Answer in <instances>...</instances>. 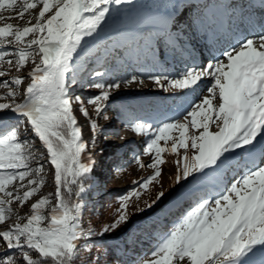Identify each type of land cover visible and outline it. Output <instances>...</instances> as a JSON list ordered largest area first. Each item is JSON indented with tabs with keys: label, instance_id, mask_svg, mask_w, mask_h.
I'll return each mask as SVG.
<instances>
[{
	"label": "snow or ice",
	"instance_id": "obj_1",
	"mask_svg": "<svg viewBox=\"0 0 264 264\" xmlns=\"http://www.w3.org/2000/svg\"><path fill=\"white\" fill-rule=\"evenodd\" d=\"M114 5L134 6L133 0H0V21L6 19L4 11L19 19L26 13L35 19L23 26H0V46H13L11 51L0 50V77L13 68L19 72L29 61L34 65L26 77L0 81V87L7 89L0 95L7 101L0 102V225L12 217L14 202L22 207L46 183L44 164L33 167V160L46 155L54 179V193L40 196L31 203L30 215H17L14 224L0 231L6 248L19 253L0 255V264H77L80 240L93 235L92 228L82 227L81 219L85 181L95 160L90 153L85 155L88 142L74 105L88 118L92 133L100 131V125L85 101L71 94L70 85L80 82L81 53L89 47V39L99 35L112 14L125 10ZM167 35L174 44L172 34ZM92 75L101 79L86 86L99 91L87 98V104L105 120L109 119L106 102L122 83H144L138 76L108 82L104 77L109 73ZM25 78L30 82L18 101ZM150 79L164 91L179 90L183 96L198 98L181 119L158 127L131 125L132 131L148 137L144 151L151 156L147 165L139 157L136 163L154 171L134 182L137 189L118 198L117 216L101 234L129 222L131 198H139L158 181L166 163L164 153H172L176 184L189 178L196 184H219L228 171H243L215 195L201 197L143 264H264V36L238 40L220 58L187 67L177 76ZM205 79L210 80L207 94L201 91ZM21 125L40 141L44 152L39 157L34 142L21 139ZM237 150L244 153L241 160L235 159ZM165 196L159 191L137 211L152 209Z\"/></svg>",
	"mask_w": 264,
	"mask_h": 264
},
{
	"label": "rangeland",
	"instance_id": "obj_2",
	"mask_svg": "<svg viewBox=\"0 0 264 264\" xmlns=\"http://www.w3.org/2000/svg\"><path fill=\"white\" fill-rule=\"evenodd\" d=\"M181 0H133V7L127 6H113V7H122L125 10L114 13L110 16V18L106 21V23L102 26V31H100L99 35L95 38L89 39V44H94L99 42V40L109 31H111V36L122 40V45L124 52L120 51L122 54V61L118 63V68L116 72L123 73V78L121 81L130 79L132 76H138L143 79L144 83H133L131 86H125L123 83L121 84V88L115 92H113L110 100L107 103V114L109 116L108 120L103 119V117H97L95 115L94 106L87 104V98L89 96L95 95L98 93L99 90L97 89H90L86 85L92 82V79L89 77L87 82L77 83L74 85H70L71 94L73 96H80L84 101L86 107L89 109V114L91 118L97 119L98 124L100 125V131L97 133H92L89 130L90 124L87 117H85L80 111L77 105H74L75 114L77 116L78 124L82 127L83 139L88 142V149L85 153L87 155L90 153L95 160V170L96 177H94L95 182H92L91 185L87 186V191H85V198L87 204L94 201H101L105 198H109L114 191L118 189H129L126 191L125 194L129 193L130 191L137 189V186L130 187L134 184V182L141 180L142 178H146L150 176L154 169L150 167H140L136 163V157H139L141 162L145 165L149 164L151 161V156L145 154V148L147 144L148 137L143 136L140 134L135 133L131 130V125L135 122H143L153 125V127L161 126L165 122H170L176 119H181L182 115L185 113V109L189 107V103L192 101L197 100V96H183L180 94L179 90H172V91H164L156 86L154 81L150 79L151 76L155 75H164V76H177L179 73L183 72L185 68L192 67L194 65H190L188 62H184L186 67H179L178 65L174 66L173 69L167 68L168 70H163L164 66L163 61L161 64L153 60V55L151 52L158 53L160 49V42L154 38L155 34L152 32L150 28V24L157 23L159 21H163L166 18L170 17L174 13L177 12V8L186 7L184 2H180ZM181 4H180V3ZM179 3V5H178ZM33 11V10H30ZM184 12V11H183ZM182 12V13H183ZM181 13V14H182ZM6 19L0 21V26H3L4 23H12L14 25H21L23 26L26 21L31 19L32 23H35V19L31 18L29 14H25L23 19H19L14 12L4 11L2 13ZM200 15L192 16L189 22H186L184 26L192 25V22ZM8 17H11L10 19ZM203 21L197 23L200 26ZM206 25V24H205ZM240 27H245L248 29L250 26H246V24H239ZM205 28L203 31H205ZM191 29V27H187V30ZM198 29L195 28L193 30L192 35H200V32L197 31ZM229 31V32H228ZM232 31V32H231ZM203 33V32H202ZM242 32L238 31L237 33L232 30L228 29L227 34L231 36L233 39L235 36L240 35ZM251 34L248 32L246 35L243 36V39ZM264 34L262 33V35ZM31 38V37H27ZM229 38L227 41H230ZM198 39V38H197ZM231 39V40H232ZM241 39V40H243ZM128 40L133 45H127ZM132 40V41H131ZM197 41H201L200 38ZM191 42V41H189ZM198 43V42H197ZM146 45V49L143 51L140 46ZM232 45V46H230ZM237 44L230 42L229 45L217 48L211 54L205 55H196L195 57L200 59V63L196 64L199 66H203L208 61H211L215 58H220V53L230 47H236ZM13 46L5 45L0 46V50H12ZM127 48V49H126ZM162 51V50H161ZM160 51V53H161ZM161 59H164V62L169 61L170 57H175V54L166 48V53L162 56ZM7 59V58H6ZM39 58L37 57V60ZM195 60V58H191ZM84 67V63H82ZM101 63L99 66H102ZM8 65L6 63L3 64V68H7ZM34 65L29 61V63L21 69L19 72L13 68L10 72L6 74L5 77H0V81L4 79H10L11 77L19 76H27V73L31 70ZM126 73V74H125ZM80 77V75H79ZM78 77V80H79ZM30 82V78H25L24 83L20 86L19 90L21 95L17 97L18 101L23 100V89L27 86ZM210 84L209 79H205L203 84L201 85V91L204 94H207L206 89ZM6 88L0 87V95L6 92ZM122 99L126 102H129V105L132 106V112L128 114H124L126 121L120 122L117 116H115L114 111L110 109L112 103L116 100ZM0 102H7L6 100H0ZM212 130H216L214 127ZM21 132V139H31L34 142V151L37 153H43L44 149L40 145V141L33 137L31 131H27L26 128L21 125L20 126ZM109 133L115 134V141L116 144L123 143L127 146V149L133 148L137 154L130 153L126 151L125 159L129 160V164L123 163V167L117 168L114 166V160L111 161L109 165L106 166H98V160L96 158V154L98 153V149L105 145L108 142L107 135ZM173 135H178V133H173ZM114 139V138H113ZM94 141V143H93ZM163 144V141H161ZM171 143V142H169ZM181 154L183 153V149L180 150ZM124 155V154H121ZM244 153L240 152V150L236 151L235 159L241 160V157ZM39 157V154H37ZM46 156V155H45ZM166 163L161 165L162 173L161 176L158 178V181H154L152 184L149 185L148 190L143 191V193L139 196V198L133 196L129 202L128 206V214L130 216V220L128 223L122 225L120 228L113 230L108 233H103L102 229L106 224L111 223L117 216V209L120 208V203L118 198H114L110 201L107 205H104L102 210V215L99 220L96 218L92 222L90 221V215L85 214L82 227L87 231L88 228L93 229V233H95L96 238H103L108 239L111 236L119 235L126 230L128 231L131 228L132 220L135 217L140 216L142 213H149L151 210H147L144 212L137 211L138 208H143L146 202H150L151 200L155 199L156 194L159 191H165L166 196L162 198L160 202H158L157 206L162 205L169 199H174V203L176 205L171 204L169 205V210H180L179 215H185L187 211L191 209L192 206L203 196L208 193L215 195L217 191L222 190L225 186L230 185L233 181V178H239V174L243 171V169H237L235 172L228 171L223 178L222 183H208L205 184V191H198L194 189L196 183L192 181L191 178L188 179L187 182L181 181L180 184L175 183V172H176V155L172 153H164ZM114 159V158H113ZM47 158L43 160H33L32 166L35 167L38 163L44 164L45 172L44 175L46 177V183L41 189V192L36 196L32 197L28 202H26L22 207L17 203L14 202L13 207V214L10 219L5 221L3 225H0V231L7 230L12 224L16 222L17 215L20 216H27L31 214V203L35 202L40 196L47 195L49 193H54V179H53V172L50 170V166L46 162ZM243 161H241L242 163ZM125 164V165H124ZM93 172L89 175L92 176ZM225 180V184H224ZM87 180L85 181V183ZM190 186H187V185ZM91 187V188H90ZM211 198V196H209ZM56 200L53 197L52 203L55 204ZM178 205V206H177ZM177 206V207H176ZM173 218V215H167L164 220L163 224L173 226L176 225V221H170ZM21 223L24 221L21 220ZM80 241L88 242L90 241V237H84ZM6 251V252H3ZM8 254H16L18 255V250H11L7 249L6 245L0 239V255H8ZM151 258V254H146L141 256L140 259L136 264H143V262L147 259ZM102 264H107L106 260H102Z\"/></svg>",
	"mask_w": 264,
	"mask_h": 264
},
{
	"label": "trees",
	"instance_id": "obj_3",
	"mask_svg": "<svg viewBox=\"0 0 264 264\" xmlns=\"http://www.w3.org/2000/svg\"><path fill=\"white\" fill-rule=\"evenodd\" d=\"M123 50L122 40L116 37L104 38L94 44H89V47L81 53L82 63L84 67L81 68L79 81L87 82L88 78L92 82L99 81L100 77H94L92 73L99 71L102 73H109L110 75L104 77L108 82L121 80L123 73L116 72L118 63L122 61L123 57L120 51ZM103 62V67L99 63ZM126 74V73H125ZM110 109L114 111L115 116L121 121H126L124 117L126 114L132 112L129 102L118 99L112 103ZM125 115H124V114ZM14 123L13 121L9 122ZM128 152L137 154L133 148L127 149ZM129 160L125 159V154L117 156L114 159V166L117 168L123 167V163L129 164ZM124 164V165H125ZM91 182V178L87 179L86 184ZM224 180V184H225ZM137 186L133 184L130 187ZM187 186H190L189 184ZM194 189L198 191H205V184H195ZM132 189V188H129ZM128 189V190H129ZM125 189H118L114 191L109 198L99 201H92L87 204L85 194H83L84 208L82 210L81 225L84 215L87 213L91 217L90 221L101 218L104 205H107L114 198H119L125 195ZM174 203V199H169L162 205H155L149 213H142L140 216L133 218L131 228L126 232L111 236L108 239L101 237L96 238L95 233L90 236V241L79 242V256L77 264H102V260H106L107 264H136L141 256L151 254L159 242L168 234L173 226L163 224V220L167 215H173L170 221L178 222L184 215H179V210H169V205ZM177 202L174 203L176 205ZM178 206V205H177ZM176 206V207H177Z\"/></svg>",
	"mask_w": 264,
	"mask_h": 264
},
{
	"label": "bare ground",
	"instance_id": "obj_4",
	"mask_svg": "<svg viewBox=\"0 0 264 264\" xmlns=\"http://www.w3.org/2000/svg\"><path fill=\"white\" fill-rule=\"evenodd\" d=\"M230 1L233 4H239V6L242 10L241 13L248 11L251 14L247 18H244V15H242L240 13H237V16H235V14H233V12L230 11V15L235 16V20L233 21L234 26H235V23H237V22L239 24L243 23V20H245L246 23L248 24V26H250V27H248V29L242 28V30H240V32H242V33L233 38L234 40L236 39V44H237V41L243 39V36L246 35L248 32L251 34L250 37H252V38L259 37L260 35H262V33L264 34V0H246V1L230 0ZM216 24H220L221 28H222L219 32L220 34L216 35V37H215V42L217 43L216 46H227V45H229V43L232 42L233 39L232 40L230 39V41H227L229 38H231V36H229L227 34L226 30L223 28L224 21L219 20ZM234 26H232V27H234ZM188 30H190V29H188ZM237 31L238 30H235L236 33H237ZM201 34L207 36L206 32L203 30L201 31ZM182 35H184V34H182ZM219 36H221V37L219 38ZM247 37H249V35ZM230 46H232V45H230ZM216 49L217 48L211 50L209 52V54L213 53Z\"/></svg>",
	"mask_w": 264,
	"mask_h": 264
}]
</instances>
